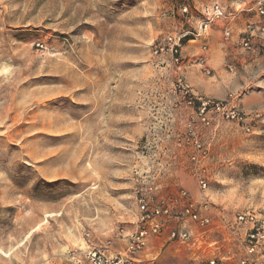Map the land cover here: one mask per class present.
Listing matches in <instances>:
<instances>
[{
  "label": "rangeland",
  "instance_id": "1",
  "mask_svg": "<svg viewBox=\"0 0 264 264\" xmlns=\"http://www.w3.org/2000/svg\"><path fill=\"white\" fill-rule=\"evenodd\" d=\"M210 1L0 0V264L123 255L144 181L197 192L188 155L153 136L188 115L174 109V77L153 46L189 26L184 6L199 18ZM218 1L228 12L250 2ZM253 65L233 76L251 132L220 120L204 134L208 195L228 215L264 213V52ZM130 113L129 126L118 117ZM154 246L140 264L184 260L174 244Z\"/></svg>",
  "mask_w": 264,
  "mask_h": 264
},
{
  "label": "built area",
  "instance_id": "2",
  "mask_svg": "<svg viewBox=\"0 0 264 264\" xmlns=\"http://www.w3.org/2000/svg\"><path fill=\"white\" fill-rule=\"evenodd\" d=\"M181 10L184 22L194 21L193 27H181L167 34L153 46V56L159 65L165 66L163 69L173 74L174 109L188 115L181 121V127H176L170 135L153 136L160 142L169 136L174 149L188 155L197 192L180 187L175 192L165 193L160 183L144 181L146 187L137 197L138 214L134 229L127 232L123 255L112 256L102 249L88 248L82 254L69 252L70 264H140L137 255L154 243L176 245L184 252L181 264H264V213L247 209L228 215L208 195L206 162L210 148L204 142L205 130L221 120L235 123L249 133L252 130L250 118L233 95L219 100L193 93L183 74L181 55L185 42L203 38L216 21L234 20L243 13L257 18L248 20L239 35V46L252 51L256 43L264 40V0L243 2L233 12L215 1L202 8L199 18L192 17L186 6ZM197 63L205 75L211 76L212 71L203 57ZM228 70L231 71L230 66Z\"/></svg>",
  "mask_w": 264,
  "mask_h": 264
},
{
  "label": "crops",
  "instance_id": "3",
  "mask_svg": "<svg viewBox=\"0 0 264 264\" xmlns=\"http://www.w3.org/2000/svg\"><path fill=\"white\" fill-rule=\"evenodd\" d=\"M215 1L218 0H211L200 7H195V9L200 10ZM248 20L255 21L257 18L252 14L243 13L235 20L216 21L205 32L203 38L190 40L183 44L181 48L184 60L183 74L193 93L212 99H225L228 95H233L236 90L233 76L236 73L243 75L244 72L254 69L253 64L264 52V40L256 43L252 51H245L239 46V35ZM193 23L194 21L191 20L189 27H193ZM204 46H206L205 49ZM200 57L205 59L206 65L211 69V76H207L201 71L200 65L197 63ZM228 66L231 67V71L228 70ZM225 84H229L231 87L225 97L221 98L215 95V92L222 89ZM113 117V120H116L115 113ZM118 118L121 122L127 120L129 126L136 120L134 114L131 113L128 114V117ZM155 250V246L152 245L149 250L146 249L144 254L149 257L148 259L155 258Z\"/></svg>",
  "mask_w": 264,
  "mask_h": 264
}]
</instances>
